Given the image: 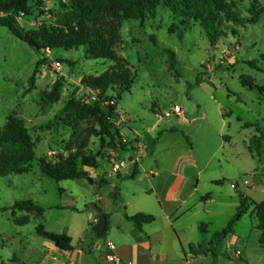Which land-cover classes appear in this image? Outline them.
Listing matches in <instances>:
<instances>
[{
	"label": "rangeland",
	"instance_id": "rangeland-1",
	"mask_svg": "<svg viewBox=\"0 0 264 264\" xmlns=\"http://www.w3.org/2000/svg\"><path fill=\"white\" fill-rule=\"evenodd\" d=\"M231 1L246 19L252 18V9L264 8V0ZM73 4V0L34 2L30 15L19 14L18 27L29 32L43 25L53 26ZM4 15L0 12V17ZM121 24L123 43L117 52L129 62L137 78L117 102L116 124L130 138L122 135L127 152L109 148V141L103 140L82 108L92 106L98 98V92L85 87L82 80L101 76L114 65L112 61L89 59L85 48L38 53L0 26V138L10 136L6 131L10 116L23 119L37 158L30 172L0 177V209L29 200L44 209L42 216L36 211H0V264H39L56 250L53 242L37 234L39 225L52 233L72 225L77 230L76 248L84 231L88 251L84 263L102 262L108 253L106 242L100 239L99 249L91 245V239L97 238L91 217L97 208L117 209L112 203L114 191L104 182L116 165L126 162L129 152L140 157L147 172L159 162L157 152L185 139L195 144L196 153L205 158L214 156L209 175L224 179L214 194L224 204L212 207L216 216L209 225L208 241L236 215L241 194L264 202V93L260 90L264 87V12L256 23L225 22L223 35L214 44L199 24L182 26L166 8L144 20L122 19ZM169 51L176 54L175 60ZM175 105L183 109L184 124L180 123L183 117H165ZM173 127L179 133L167 132ZM134 132L140 137L141 156L135 147L138 139H132ZM254 138L263 144L256 157L248 149ZM75 144L88 145L91 152L100 155L99 168L90 171L88 178L57 182L41 172L42 156L67 154L66 148ZM116 181L113 178L110 183ZM26 219L30 220L26 225L17 222ZM258 223L257 216L250 214L240 221L238 230L249 234L244 244L251 263L264 264ZM212 248L208 246L206 251L210 253ZM236 252L235 263L243 255Z\"/></svg>",
	"mask_w": 264,
	"mask_h": 264
},
{
	"label": "trees",
	"instance_id": "trees-1",
	"mask_svg": "<svg viewBox=\"0 0 264 264\" xmlns=\"http://www.w3.org/2000/svg\"><path fill=\"white\" fill-rule=\"evenodd\" d=\"M37 1L39 0H0V12L5 14L0 17V26L8 28L15 37L27 43L38 53L48 49L85 48L86 56L89 59H107L114 63L101 76L82 80L85 87L98 92L97 101L92 106H83L82 108L83 113L89 115L93 120L103 140L109 141V148L120 149L124 152L128 151V145L122 141L121 129L116 124L119 120L117 102L123 92L131 90L137 78L129 62L119 56L117 52L118 47L123 43L122 19L144 20L147 17L156 16L159 9H170L179 18L182 26L189 22L199 24L203 28L206 38L214 44L222 37L225 22L256 23L259 15L264 12V8L252 9V18H243L231 0H73L74 4L71 10L61 15L53 26L43 25L36 30L24 32L18 27V16L21 13L30 15L31 4ZM169 53L175 60L176 54L171 51ZM250 64L255 65L254 62H250ZM260 90L264 93V87ZM114 93H117V96ZM6 131L10 136L0 138V177L30 172L32 163L37 158L35 143L26 127V122L17 116H10ZM4 145L7 147L2 148ZM248 149L253 157L260 156L263 144L254 138ZM66 152L67 154L61 153L54 158L48 155L42 156L39 159L41 172L45 176L61 182L85 180L90 171L99 168L100 155L91 152L88 145L75 144L67 147ZM138 175L139 170L136 164L135 172L129 176V179H135ZM240 200L241 203L235 217L226 228L215 233L209 243V247H213L210 253L215 257L218 248L229 235L233 234L236 224L251 208L254 209L259 220L258 229L262 232L260 243L264 245V202L257 203L244 194L240 195ZM9 209L29 213L36 211L39 216L44 213V209L31 200L18 201L12 208H3L0 211ZM97 210L103 213L102 210L98 208ZM127 219L133 222L140 231H143L145 225L156 221L154 215L145 213L127 216ZM17 222L20 225H26L30 220H18ZM201 230L204 233L202 226ZM107 231L108 221L103 233L94 232V234L98 238H104ZM37 234L53 242L61 251L70 252L73 250L72 238L65 233L48 232L43 225H39ZM196 248L195 245L190 246L193 254L203 253L197 251ZM202 249L204 248L202 247Z\"/></svg>",
	"mask_w": 264,
	"mask_h": 264
},
{
	"label": "crops",
	"instance_id": "crops-1",
	"mask_svg": "<svg viewBox=\"0 0 264 264\" xmlns=\"http://www.w3.org/2000/svg\"><path fill=\"white\" fill-rule=\"evenodd\" d=\"M178 117L180 119L183 117L180 120L181 124L186 122L183 109ZM167 132L177 134L179 130L173 127ZM121 134L130 139L123 129ZM139 138L138 133L134 132L132 139H138L135 147L139 148L138 154L141 156L143 149ZM228 140L230 142V138ZM129 153L128 158L135 157L139 175L135 179H129L128 169L125 168L121 169L118 175L110 172L104 185H109L113 189L112 203L117 204L118 207L109 210L105 206L103 213L99 212L108 217V231L104 238L97 236V238H92L91 245L99 249L100 239H104L106 243H114L115 253L121 259V264H254L251 263V257L246 254L248 246L244 244L249 234H242L238 230L240 221L250 214L255 215L253 208L236 224L233 234L229 235L218 248L216 257L205 252L211 241L207 240L209 225L216 216L212 207L217 203L224 204L220 203L214 195L224 179L209 175L214 156L205 158L199 152L196 153L195 144L185 139L180 145H167L157 152L159 162L156 163L154 169L147 172L139 160L140 157ZM141 174L145 175L146 187L135 185V180ZM113 178L117 181L110 183ZM99 201L101 202L100 199ZM240 203L239 198L236 203L237 209ZM138 213L154 215L156 221L145 225L143 231H140L133 222L127 219V216H134ZM228 220L229 224L231 219ZM201 226L204 228V233ZM64 233L72 238L73 250L64 252L55 245L56 250L46 254L39 264H85L88 251L85 250L87 239L83 235L84 231L80 235L81 243L78 248L74 245L76 228L70 225L57 234ZM191 245H195L196 250L203 253L193 254L190 250ZM236 250H240L243 254L242 259L237 263L234 262ZM14 261L17 259L15 258ZM98 264L109 263L104 258Z\"/></svg>",
	"mask_w": 264,
	"mask_h": 264
},
{
	"label": "built area",
	"instance_id": "built-area-1",
	"mask_svg": "<svg viewBox=\"0 0 264 264\" xmlns=\"http://www.w3.org/2000/svg\"><path fill=\"white\" fill-rule=\"evenodd\" d=\"M21 14L25 15L24 13H21ZM57 64H59V63H57ZM181 114H182V108L175 105L171 108L170 112L165 113V117L169 118L172 115L180 116ZM129 165H130V163L128 162V160H126V162H121L120 164L116 165L114 167V171L118 172L119 170H121L123 168L128 169ZM244 184L247 186H251V183L249 181H245ZM106 247H107V251H108V253L105 255L106 262L109 264H121V259L115 253L116 245L112 242H107ZM241 253L242 252L240 250H237V252L235 254L241 255Z\"/></svg>",
	"mask_w": 264,
	"mask_h": 264
},
{
	"label": "water",
	"instance_id": "water-1",
	"mask_svg": "<svg viewBox=\"0 0 264 264\" xmlns=\"http://www.w3.org/2000/svg\"><path fill=\"white\" fill-rule=\"evenodd\" d=\"M127 160L130 163L129 168H128V176H132L135 172V169H136L135 157L130 156ZM135 185L139 186V187H146L147 186V183L145 182V175L144 174H141L135 180ZM91 221L94 223L93 228H92L93 232L103 233L106 230L107 217L103 214H99L98 210H96L93 213Z\"/></svg>",
	"mask_w": 264,
	"mask_h": 264
}]
</instances>
